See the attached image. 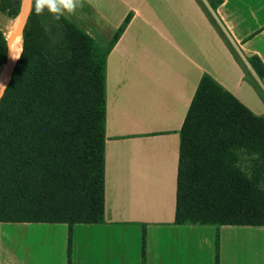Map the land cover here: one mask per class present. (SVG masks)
<instances>
[{"label": "crops", "instance_id": "crops-1", "mask_svg": "<svg viewBox=\"0 0 264 264\" xmlns=\"http://www.w3.org/2000/svg\"><path fill=\"white\" fill-rule=\"evenodd\" d=\"M82 1L116 33L130 19L107 57L104 221L73 226L72 264H264V226L176 223L180 131L203 75L264 115L249 61L264 64V0L204 1L236 54L198 0ZM68 238L66 223H0V264H68Z\"/></svg>", "mask_w": 264, "mask_h": 264}, {"label": "trees", "instance_id": "trees-1", "mask_svg": "<svg viewBox=\"0 0 264 264\" xmlns=\"http://www.w3.org/2000/svg\"><path fill=\"white\" fill-rule=\"evenodd\" d=\"M27 2L19 16L23 0H0L22 31L9 41L0 27V68L12 60L0 74V223H66L72 264L73 226L104 221L107 57L130 18L104 46L63 15H37L34 0L22 30ZM249 61L263 78L261 60ZM180 140L176 223L264 226V115L204 74Z\"/></svg>", "mask_w": 264, "mask_h": 264}, {"label": "rangeland", "instance_id": "rangeland-1", "mask_svg": "<svg viewBox=\"0 0 264 264\" xmlns=\"http://www.w3.org/2000/svg\"><path fill=\"white\" fill-rule=\"evenodd\" d=\"M200 1L205 3L204 2L205 0H200ZM80 2L82 6L77 7L73 14H69L65 12L63 16L77 23L92 38L98 39L102 41L104 46H108L115 38L116 32L113 31L111 28H109L107 25H105L103 21L100 19V17L95 12H93L92 8L89 5H87L82 0H80ZM23 7H24V0L22 3V8L19 16H21L23 13ZM30 11H31V0H28L27 12L25 13V15H23L22 30ZM18 17L15 19H9L4 15L0 14V27L4 31L9 41L17 33ZM21 45H22V41H21ZM21 48L22 46L20 47V49ZM7 65L8 63L5 64L3 68H0V74H2L7 70ZM1 80L2 79L0 77V81Z\"/></svg>", "mask_w": 264, "mask_h": 264}, {"label": "clouds", "instance_id": "clouds-1", "mask_svg": "<svg viewBox=\"0 0 264 264\" xmlns=\"http://www.w3.org/2000/svg\"><path fill=\"white\" fill-rule=\"evenodd\" d=\"M35 12L37 15L43 13L47 8L49 13L54 14L57 19L65 12L73 14L77 7L82 6L80 0H34ZM18 59V57H16ZM5 85L0 84V93Z\"/></svg>", "mask_w": 264, "mask_h": 264}, {"label": "bare ground", "instance_id": "bare-ground-1", "mask_svg": "<svg viewBox=\"0 0 264 264\" xmlns=\"http://www.w3.org/2000/svg\"><path fill=\"white\" fill-rule=\"evenodd\" d=\"M17 30H19L20 32H22L18 26H17ZM19 55H20V53H19ZM19 55H18V56H19ZM11 61H12V60H11ZM11 61H10V62H11ZM10 62H9V63H10ZM9 63H8V64H9Z\"/></svg>", "mask_w": 264, "mask_h": 264}]
</instances>
